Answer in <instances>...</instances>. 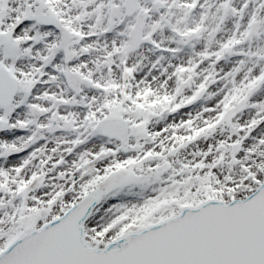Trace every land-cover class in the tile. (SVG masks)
<instances>
[{
  "label": "snow or ice",
  "instance_id": "obj_1",
  "mask_svg": "<svg viewBox=\"0 0 264 264\" xmlns=\"http://www.w3.org/2000/svg\"><path fill=\"white\" fill-rule=\"evenodd\" d=\"M0 264H264V0H0Z\"/></svg>",
  "mask_w": 264,
  "mask_h": 264
}]
</instances>
